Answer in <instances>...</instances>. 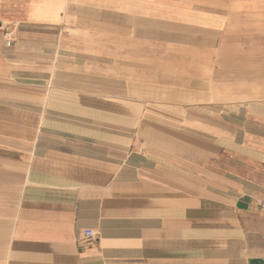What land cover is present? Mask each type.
I'll use <instances>...</instances> for the list:
<instances>
[{"label": "crops", "instance_id": "1", "mask_svg": "<svg viewBox=\"0 0 264 264\" xmlns=\"http://www.w3.org/2000/svg\"><path fill=\"white\" fill-rule=\"evenodd\" d=\"M0 264H264V0H0Z\"/></svg>", "mask_w": 264, "mask_h": 264}, {"label": "built area", "instance_id": "2", "mask_svg": "<svg viewBox=\"0 0 264 264\" xmlns=\"http://www.w3.org/2000/svg\"><path fill=\"white\" fill-rule=\"evenodd\" d=\"M85 237H86V240H92V239H94L95 236H94L93 232H86Z\"/></svg>", "mask_w": 264, "mask_h": 264}, {"label": "rangeland", "instance_id": "3", "mask_svg": "<svg viewBox=\"0 0 264 264\" xmlns=\"http://www.w3.org/2000/svg\"><path fill=\"white\" fill-rule=\"evenodd\" d=\"M253 93H254V92H253ZM253 93H251L250 96L253 97V96L255 95V94H253ZM232 95H233V94H232ZM247 95H249V94H247ZM247 98H250V97H247Z\"/></svg>", "mask_w": 264, "mask_h": 264}]
</instances>
